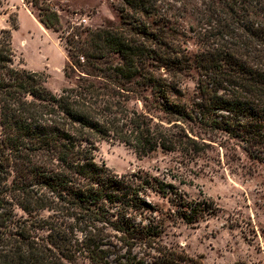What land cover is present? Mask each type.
Instances as JSON below:
<instances>
[{"label":"trees","instance_id":"1","mask_svg":"<svg viewBox=\"0 0 264 264\" xmlns=\"http://www.w3.org/2000/svg\"><path fill=\"white\" fill-rule=\"evenodd\" d=\"M43 11L39 21L57 30L59 13ZM194 16L204 44L194 110L173 97L188 62L165 38H134L114 24L69 35L64 72L77 80L55 92L45 72L15 65L18 26L2 30L0 264H207L164 241L148 175L118 173L96 159L101 140L139 155L199 153L208 143L189 134L193 119L242 142L250 157L264 155V0H194ZM157 183L186 222L212 211L208 201L171 196Z\"/></svg>","mask_w":264,"mask_h":264},{"label":"rangeland","instance_id":"2","mask_svg":"<svg viewBox=\"0 0 264 264\" xmlns=\"http://www.w3.org/2000/svg\"><path fill=\"white\" fill-rule=\"evenodd\" d=\"M1 1V21L7 19L8 28L12 29L14 24L19 27L17 10L8 13L10 7H6L5 0ZM21 1L36 18L45 8L56 10L61 19L58 29L44 25L43 29L23 10ZM21 1L8 0L20 8L22 20L21 29L13 37L14 63L45 72L46 85L51 90L59 92L77 80V72H71V78L64 72L69 59L67 36L79 33L85 38L89 31L114 24L127 28L126 32L134 38L146 33L152 38H165L185 56L188 63L183 68L180 93L173 97L194 110L200 97L196 55L204 45L194 16V0H140L145 7L130 5L127 0H40L38 4ZM3 29L7 28L0 27V40L6 38ZM144 94L151 97L149 91ZM135 102L131 100L130 104ZM137 104L143 107L142 100ZM199 125L194 119L187 125L191 136L201 135L208 143L199 153L158 148L139 155L124 143L101 140L96 159L118 173L136 172L150 177L146 194L163 212L166 226L163 239L169 245L202 256L207 264H264V155L250 157L242 142L221 130ZM157 182L168 186L171 196L178 193L188 200L208 201L212 211L199 221L186 222ZM16 212L18 217H28L21 208ZM78 264L91 263L80 260Z\"/></svg>","mask_w":264,"mask_h":264},{"label":"crops","instance_id":"3","mask_svg":"<svg viewBox=\"0 0 264 264\" xmlns=\"http://www.w3.org/2000/svg\"><path fill=\"white\" fill-rule=\"evenodd\" d=\"M21 1V0H20ZM22 2V8H23V10H25L26 11V13H28L29 15H30V17L32 18H34L35 20H36V22L41 26V27H43V29H45L44 28V26H43V24L38 20V18H36L34 15H33V13H32V11L29 9V7L27 6V4L24 2V1H21ZM5 4H6V7H10V9H9V12L8 13H10L11 11H13V9H16L17 10V16H18V22H19V27L18 28H13L12 29V34H13V37H14V35H15V33L19 30V29H21V27H22V20H21V12H20V8L19 7H16V5L15 4H10L9 2H8V0H5ZM15 7V8H14ZM8 13H4V15H7ZM0 27L1 28H8V27H10V22L7 20V19H5L4 21H1V18H0Z\"/></svg>","mask_w":264,"mask_h":264}]
</instances>
